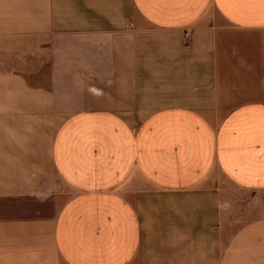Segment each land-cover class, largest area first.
I'll list each match as a JSON object with an SVG mask.
<instances>
[{
	"label": "crops",
	"instance_id": "0c3cea01",
	"mask_svg": "<svg viewBox=\"0 0 264 264\" xmlns=\"http://www.w3.org/2000/svg\"><path fill=\"white\" fill-rule=\"evenodd\" d=\"M0 264H264V0H0Z\"/></svg>",
	"mask_w": 264,
	"mask_h": 264
},
{
	"label": "built area",
	"instance_id": "2783aa9c",
	"mask_svg": "<svg viewBox=\"0 0 264 264\" xmlns=\"http://www.w3.org/2000/svg\"><path fill=\"white\" fill-rule=\"evenodd\" d=\"M187 36H188V34H187Z\"/></svg>",
	"mask_w": 264,
	"mask_h": 264
}]
</instances>
